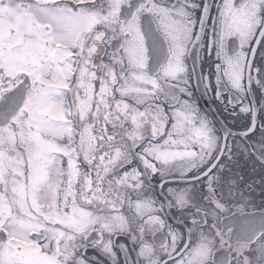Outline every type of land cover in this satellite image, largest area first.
I'll return each mask as SVG.
<instances>
[{"label":"snow or ice","instance_id":"obj_1","mask_svg":"<svg viewBox=\"0 0 264 264\" xmlns=\"http://www.w3.org/2000/svg\"><path fill=\"white\" fill-rule=\"evenodd\" d=\"M0 264H264V0H0Z\"/></svg>","mask_w":264,"mask_h":264},{"label":"flooded vegetation","instance_id":"obj_2","mask_svg":"<svg viewBox=\"0 0 264 264\" xmlns=\"http://www.w3.org/2000/svg\"><path fill=\"white\" fill-rule=\"evenodd\" d=\"M198 96L200 97V107L205 109L206 111H208L206 109V107H208V109L211 112H215V108L216 105L214 103H211L207 97H203L202 95V90L200 93H198ZM216 113V112H215ZM219 116L218 113H216V115L213 114V117H217ZM237 169H243L244 172L247 174L246 178L248 179V182L251 183L252 180H256L259 181L261 178V169H260V165L259 162H256L255 164H253V162L251 160L245 161L243 158L237 162ZM254 189H255V195L257 197V200H259V196H260V189L258 185H254ZM171 222V221H169Z\"/></svg>","mask_w":264,"mask_h":264},{"label":"water","instance_id":"obj_3","mask_svg":"<svg viewBox=\"0 0 264 264\" xmlns=\"http://www.w3.org/2000/svg\"><path fill=\"white\" fill-rule=\"evenodd\" d=\"M206 109L209 111V113L213 116V114L214 115H216V113L213 111V112H211L209 109H208V107H206Z\"/></svg>","mask_w":264,"mask_h":264}]
</instances>
